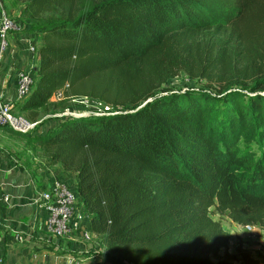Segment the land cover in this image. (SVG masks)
<instances>
[{"label":"trees","instance_id":"obj_1","mask_svg":"<svg viewBox=\"0 0 264 264\" xmlns=\"http://www.w3.org/2000/svg\"><path fill=\"white\" fill-rule=\"evenodd\" d=\"M18 1V22L43 42L17 112L47 108L65 83L67 95L125 104L109 115H64L37 136L6 127L77 174L75 192L121 260L114 264H259L230 252L231 235L212 214L264 226V78L249 92L155 90L178 73L182 34L200 31L230 30L209 64L245 62L236 76L251 78L247 70L264 62V0Z\"/></svg>","mask_w":264,"mask_h":264},{"label":"crops","instance_id":"obj_2","mask_svg":"<svg viewBox=\"0 0 264 264\" xmlns=\"http://www.w3.org/2000/svg\"><path fill=\"white\" fill-rule=\"evenodd\" d=\"M3 7L19 17L23 6L18 0H4ZM1 19L0 7V23ZM20 24V30L7 35L9 42L0 64V94L12 100L18 96V72L34 68L30 47L40 38ZM1 42L0 36V47ZM77 180L75 172L65 170L41 146L15 136L7 138L0 131V255L5 264H63L65 255L84 248L81 232L62 240L46 230L47 211L41 203V193L52 189L56 181L78 192ZM85 223L91 225L90 219ZM89 246L93 249L94 244Z\"/></svg>","mask_w":264,"mask_h":264},{"label":"rangeland","instance_id":"obj_3","mask_svg":"<svg viewBox=\"0 0 264 264\" xmlns=\"http://www.w3.org/2000/svg\"><path fill=\"white\" fill-rule=\"evenodd\" d=\"M6 13L10 16L12 15L7 11ZM11 17L16 19L17 21L19 20L17 16L12 15ZM229 32L230 30H221L219 32L208 30L203 32L200 31L194 34H182V37L186 40L183 45H185L187 48H181L179 50V53L182 57V63H180V65L176 67L178 73L172 77H169L160 88L156 89L155 91L157 92V94L159 95L160 92H162L163 88H169L173 91L203 89L217 94V92L223 91L222 86H224L225 84H231L235 87H244L242 89L245 92H249L250 86L256 79L264 78V62L256 63L254 67L249 68L247 71L251 72L252 70V72L254 71V73L251 78L246 80H242L241 78H238L236 76L242 73L246 68L245 62H237L232 65L233 67H227L223 69L220 67H218V69H215L214 66L212 67L211 64H209V57L211 55H215L219 50H221V47H224L223 44L228 37ZM38 34L40 35L39 40L32 45L34 46V48H36L34 52V67L38 65V48L43 42L42 35L40 33ZM6 41L9 42L8 38L6 39ZM192 43H195V47L192 46ZM207 51H209V55L205 56L203 53ZM221 79H223V81ZM68 86L69 83H65L61 88H59V90H64L65 99H58L54 92L53 96L49 100L50 106H48L47 108L37 109L35 110V114L33 115H29L27 112H23L25 116L31 121L35 118H39L37 120L40 121L39 127L42 126L41 129H38L37 132H35V130V133H31L30 136L41 135V133L47 131L50 125L56 126L60 121L59 118L66 115L64 114V112L67 108L75 111V116H93L91 115V113H85L83 107L82 109H80L82 104H78L77 102H74V100H72L74 97L79 98L82 96H93L76 94L71 95V93L73 92H70L69 95H67L66 92L69 88ZM262 92L264 93V90ZM116 106H119L121 110L125 109V104ZM1 130L7 138H14L15 136L29 143L27 137L23 135L14 133L7 128H2ZM76 198L78 199L77 194ZM212 216L215 220L220 221L223 228L230 233L231 240L229 244V250L231 253H238V250L241 249L248 252L254 260L258 261L259 264H264V226L253 225L252 229H248L244 227L243 224H239L233 221L226 214H220L216 212L213 213ZM87 226L88 229H93L92 225ZM95 241L97 242V245H94L93 249H91L89 253H85V257L92 258L91 260H93V258H98V261L93 262V264H114V262H121V260L116 255L110 253L108 249L104 245H102L100 238L96 237ZM124 262L128 264L127 261ZM234 264L245 263L242 262L241 259H237L234 260Z\"/></svg>","mask_w":264,"mask_h":264},{"label":"built area","instance_id":"obj_4","mask_svg":"<svg viewBox=\"0 0 264 264\" xmlns=\"http://www.w3.org/2000/svg\"><path fill=\"white\" fill-rule=\"evenodd\" d=\"M2 19L0 23V64L4 59L7 50L8 42L7 35L10 32L21 29L20 23L8 15L3 7V2L0 0ZM32 52H35L34 46L30 47ZM18 96L16 100L6 99L0 94V131L2 128L11 127L12 129L25 134H31L35 130L38 131L40 121H31L24 114L17 112L15 106L17 102L27 96L35 83V75L33 68L18 72ZM55 95L58 99H65L64 90H56ZM67 98V97H66ZM74 102L82 104L85 113L91 115L102 116L117 113L122 111L119 106L111 102H107L97 97L82 96L73 98ZM67 111V112H66ZM64 114L76 115V112L67 108ZM81 116V115H80ZM34 132V133H35ZM33 133V134H34ZM42 204L45 205L47 211L46 230L53 236L62 239H73L76 233H82V242L84 248L79 249L76 254L65 255L63 264H93L98 258L85 257V253H89L91 248L89 243L97 245L95 238L97 237L93 229H88L85 223L90 219L86 211L82 207L79 198H76V192L67 184L56 181L52 189H47L41 193ZM253 225L246 224L244 227L252 229ZM0 264H5L3 257L0 255Z\"/></svg>","mask_w":264,"mask_h":264},{"label":"water","instance_id":"obj_5","mask_svg":"<svg viewBox=\"0 0 264 264\" xmlns=\"http://www.w3.org/2000/svg\"><path fill=\"white\" fill-rule=\"evenodd\" d=\"M153 97L148 98L141 106H144L145 104H147L148 102L152 101ZM140 106V107H141ZM82 116V115H81Z\"/></svg>","mask_w":264,"mask_h":264}]
</instances>
